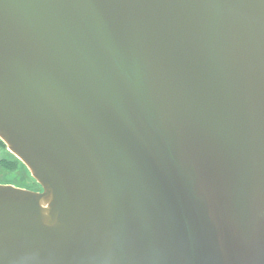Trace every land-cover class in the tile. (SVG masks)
I'll use <instances>...</instances> for the list:
<instances>
[{
    "label": "water",
    "instance_id": "water-1",
    "mask_svg": "<svg viewBox=\"0 0 264 264\" xmlns=\"http://www.w3.org/2000/svg\"><path fill=\"white\" fill-rule=\"evenodd\" d=\"M0 264H264V0H0Z\"/></svg>",
    "mask_w": 264,
    "mask_h": 264
},
{
    "label": "rangeland",
    "instance_id": "rangeland-1",
    "mask_svg": "<svg viewBox=\"0 0 264 264\" xmlns=\"http://www.w3.org/2000/svg\"><path fill=\"white\" fill-rule=\"evenodd\" d=\"M4 159L15 160L17 157L11 153L7 146L0 145V183L12 184L18 187L31 190L41 188L40 184L32 177L29 169L21 162L15 171H10L1 166Z\"/></svg>",
    "mask_w": 264,
    "mask_h": 264
},
{
    "label": "trees",
    "instance_id": "trees-1",
    "mask_svg": "<svg viewBox=\"0 0 264 264\" xmlns=\"http://www.w3.org/2000/svg\"><path fill=\"white\" fill-rule=\"evenodd\" d=\"M0 145L6 147L5 143L2 140H0ZM21 162L22 161H20L18 158L15 160L4 159L1 161V166L7 170L15 171L18 168V166L21 164Z\"/></svg>",
    "mask_w": 264,
    "mask_h": 264
},
{
    "label": "flooded vegetation",
    "instance_id": "flooded-vegetation-1",
    "mask_svg": "<svg viewBox=\"0 0 264 264\" xmlns=\"http://www.w3.org/2000/svg\"><path fill=\"white\" fill-rule=\"evenodd\" d=\"M38 190H42V188L38 189Z\"/></svg>",
    "mask_w": 264,
    "mask_h": 264
}]
</instances>
